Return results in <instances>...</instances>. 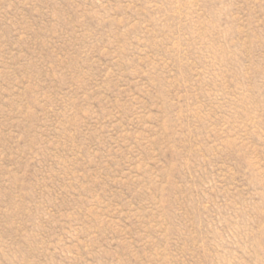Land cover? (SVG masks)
Listing matches in <instances>:
<instances>
[{
    "label": "rangeland",
    "instance_id": "1",
    "mask_svg": "<svg viewBox=\"0 0 264 264\" xmlns=\"http://www.w3.org/2000/svg\"><path fill=\"white\" fill-rule=\"evenodd\" d=\"M0 264H264V0H0Z\"/></svg>",
    "mask_w": 264,
    "mask_h": 264
}]
</instances>
